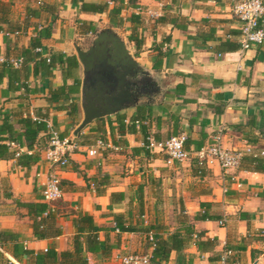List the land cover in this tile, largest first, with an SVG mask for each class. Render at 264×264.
<instances>
[{"label":"crops","instance_id":"crops-1","mask_svg":"<svg viewBox=\"0 0 264 264\" xmlns=\"http://www.w3.org/2000/svg\"><path fill=\"white\" fill-rule=\"evenodd\" d=\"M3 1L11 2V17L19 21L24 18L28 7L47 8L41 10V17L31 18L38 22V28L46 24L52 27L51 35L42 40L43 58L55 52L65 57H77L76 44L81 49H87L96 32L104 28L113 29L130 48L133 58L143 70L136 77L146 74L156 92L150 99L147 95H141L139 90V105L125 107L103 117V120L94 119L77 136L104 133L105 138L119 146V149H106L90 157L86 150L95 141L80 144L70 155L66 167L50 165L44 158V150L38 162L30 167L18 166L15 158L0 159V230L16 233L18 242L35 253L47 249L59 253L73 249L76 230L73 219L79 213L86 212L92 215L98 238L103 242L100 249H107L106 255L102 250L95 254L87 253L88 264H121V257L125 254L151 253L150 245H146L148 231L144 228L151 224H162L155 209L159 204L176 209L182 206L193 217L201 209V202L210 203V212L220 214L221 219L193 220V224L203 238H218L216 251L220 255L231 231L242 241L252 232L264 229V199L260 196L264 192V172L241 168L232 170L240 187L222 175L218 166L207 168L204 175L197 176L194 174L193 161L166 165L165 155L161 152L150 151L149 156H146L140 150L142 142L139 136L119 131L116 122L117 114H125L127 122L133 113H126L125 110H136L144 104L152 109L151 132L158 139L175 132H184L188 135L186 147L191 151L196 149L199 142L202 145L208 143L221 125L225 129L223 143L226 147L243 148L246 142L257 146L263 144L260 135L264 130V43L247 50L239 47L235 50L219 48L221 40L238 43L240 23L232 10L235 0H135L143 9L160 5L161 16L165 17L158 21V17L142 14L138 32L144 42L138 54H135L133 42H128L120 30V27L125 29L128 39L132 27L128 16L136 13L134 6L127 5L128 0H123L120 13L122 22H112L114 26L101 29L95 24L94 17L103 16L110 20L108 12L112 8V1L108 4L107 12L103 13L82 12L78 0ZM77 19L91 21L97 26V31L94 34H80ZM34 33L35 30L29 28L25 35L16 39V45L26 47ZM88 36L89 41L83 45L80 40ZM3 52V34L0 32V53ZM77 60L79 66L76 73L81 84L79 92L73 97L78 104L76 115L69 116L61 108L63 102L60 100L49 99L50 89H56L63 83L62 68L65 64L62 68L59 65L53 67L50 73H34L33 62L29 63L28 73L25 76L23 70L21 78L27 92L23 86L15 91L9 90L7 78L4 77L0 84V108L4 112L43 117L48 130L40 134L41 142L45 141L47 135L50 137L54 133L60 137L75 136L74 131L83 119V66L78 57ZM133 78L130 79L133 81ZM66 82L71 83L72 80ZM219 104H224L221 106L223 110L216 114L212 107ZM253 117L257 128L250 129L248 124ZM97 122L99 126L94 125ZM139 161L146 163L147 167L139 165ZM50 172L59 177L63 196L47 203L42 198V189ZM104 175L107 176V182L99 187L105 191L98 194L91 180ZM150 176L161 178L159 198L152 192ZM140 184L143 185L141 192ZM35 202H44L51 208L55 224L61 229L59 235L47 238L34 236L29 209L24 204ZM239 212L248 213V218H239ZM117 215L141 230L117 231ZM219 220L224 221L222 225ZM232 222L236 223L233 229L229 228ZM175 227H171L169 232ZM254 242V245L243 243L246 245L245 250H232L235 259L227 264L250 261L252 249L257 250L259 247L256 240ZM11 245L7 243L4 246L6 251L0 248L10 261L15 264H34L33 255H23L22 263L18 262L9 252ZM185 251L192 256L193 264H211L209 254L200 253L193 242ZM242 254L244 259H239ZM175 258L176 253L173 251L170 260L160 264H176Z\"/></svg>","mask_w":264,"mask_h":264},{"label":"trees","instance_id":"trees-1","mask_svg":"<svg viewBox=\"0 0 264 264\" xmlns=\"http://www.w3.org/2000/svg\"><path fill=\"white\" fill-rule=\"evenodd\" d=\"M80 2V10L82 12L90 13H103L108 10V1H112V8L108 12V16L112 22L121 23L123 18L120 13L122 10L123 0H97L95 2H89L85 0H78ZM127 5L137 6L135 0H128ZM47 10L46 7L40 6L39 8L28 7L24 18L19 20H13L11 17V2L0 0V32L3 34L4 52L3 55L6 58L5 61L0 63V84L3 78H7V88L9 90H17L20 86H23L24 91L27 92L26 84L21 80L22 71L24 75L28 73V64L33 62V72L44 71L50 73L52 68L59 65L62 68L63 83L56 89H50L49 99L60 100L63 102L61 108L65 109L69 116H74L78 112V104L74 95L79 92L81 80L76 73L79 66L77 57L64 56L62 53L55 52L51 54L47 61L43 58L41 53L35 51L36 47L42 46V40L48 38L52 33V27L50 24L42 25L38 28V22L32 21L31 18L41 17V10ZM165 17L160 16L158 21L164 20ZM128 20L131 22V33L128 36V40L133 42L135 48V54L141 49L143 44V38L139 35L138 27L142 23V14L131 13L128 16ZM78 30L80 34H87L91 32L94 34L97 31V26L91 21L85 19H77ZM29 28L35 30L34 35L30 36L28 45L26 47H18L15 43L18 37L25 35ZM14 39H13V37ZM239 47L238 43L234 41L221 40L219 48L223 50H235ZM160 53V52H159ZM21 56L23 61L21 67L15 68L9 62L11 57ZM156 67V66H155ZM159 67L157 66V69ZM71 79V83L66 81ZM20 84V85H19ZM224 104L213 106V112L216 114L222 113V107ZM152 109L150 106L141 105L138 106L129 119L126 120V115L119 113L116 115L117 129L119 131L136 134L139 137L140 142L144 145L140 150L144 151L146 156H149L150 150L145 147L148 142V137L158 139L155 133L151 132L150 119ZM249 121L248 127L257 128L254 117ZM99 120H103L100 118ZM47 121L43 117H32L30 114L23 115L22 112L12 113L4 112L0 108V159L15 158L16 164L21 167H30L38 162L40 159L41 151L47 146L49 136L45 137V141H40V134L47 132ZM112 130V128H111ZM99 131V130H98ZM261 131L260 138L263 141L264 138ZM174 134H179L175 132ZM173 134V135H174ZM89 135L81 134L80 137H76V141L79 144H91L94 141H88ZM263 145L257 146L264 148ZM202 146V142L196 144V149ZM24 148V150H22ZM239 168L244 170L264 172V157H253L245 155L242 157ZM194 174L202 176L205 174L206 167L196 160L193 163ZM151 189L155 197L159 198L161 193V178L150 176ZM107 182V176L104 175L97 179L93 177L91 184H93L95 191L98 194H103L104 189L99 186L104 185ZM61 183V181H60ZM140 192L143 185L140 184ZM260 196L264 199V192L260 193ZM25 206L29 209V215L31 218V227L33 234L38 238H47L51 236H57L61 233V229L55 224V217L51 211V208L44 202L25 203ZM201 209L190 217L184 210L176 216V227L164 234L165 226L162 224L149 225L144 228L145 231H153L155 245L151 251V263L160 264L170 260L171 253H176V264H193L192 256L185 250L188 245L193 242L200 253H208V259L211 264H219L220 253L216 251V247L219 245L217 237L203 238L202 233L196 231L194 228L193 220H218L221 219V215L218 213L210 212V203L201 202ZM142 208V207H141ZM239 218H248V213L239 212ZM122 217V216H121ZM120 216H116V226L120 231H137L141 230L136 225L127 223ZM75 226V234L73 236V249L64 250L59 253L52 249L46 251L34 252L31 249H26L21 243L18 242L17 234L9 230H0V248L6 251L7 243H12L9 249L10 254L20 263L23 255L34 256V264H88L87 253H99L101 250L106 255V248L100 249L103 243L98 238V230L93 224L92 215L81 212L73 219ZM264 231V229H261ZM256 241H264V235L255 237ZM5 248V249H4ZM225 249L231 250H245L246 245L242 241L234 243L230 236L227 237ZM252 257L256 258L255 249H252ZM260 253V251H259ZM232 256V255H231ZM229 259V258H228ZM228 263V260H227ZM0 264H15L10 261L4 252L0 250Z\"/></svg>","mask_w":264,"mask_h":264},{"label":"built area","instance_id":"built-area-1","mask_svg":"<svg viewBox=\"0 0 264 264\" xmlns=\"http://www.w3.org/2000/svg\"><path fill=\"white\" fill-rule=\"evenodd\" d=\"M127 1V0H126ZM125 1V2H126ZM108 3H112L108 1ZM135 11L138 14H146L152 18H157L162 15V8L159 5L157 8L143 9L140 5L135 6ZM233 13L240 23L238 44L241 50L250 49L253 46L264 43V0H235L232 6ZM35 51L42 52V47H36ZM49 61L48 56L46 57ZM3 53H0V63L5 61ZM22 57H11L9 62L13 67L19 68L22 64ZM224 126H219L210 141L198 149L191 151L186 147L188 135L184 132L170 135L164 139H155L153 136L148 137V142L145 147L153 152H161L165 155V164L172 165L181 163L193 155L199 164L206 168L218 166L222 175L228 177L231 182L241 184L236 177L231 173L232 170L238 169L243 156L250 155L253 157H264V148L257 147L254 144L246 142L243 148H229L223 143ZM142 145H144L142 143ZM80 144L76 141L75 136L60 137L57 134H52L44 149V158L50 164L58 167H66L69 163L70 155L79 148ZM106 149H119L110 140L96 139L94 144L87 148V155L94 157ZM93 185V184H92ZM226 191V189H225ZM63 196L60 179L56 173L50 172L47 175L46 181L43 184L42 198L47 203H52L59 200ZM223 220H219L222 225ZM117 231L119 229L117 228ZM147 239L150 248L155 245L154 232H147ZM232 255L231 249H224L220 256L219 264H227L228 258ZM121 264H151V253L132 252L121 257Z\"/></svg>","mask_w":264,"mask_h":264},{"label":"water","instance_id":"water-1","mask_svg":"<svg viewBox=\"0 0 264 264\" xmlns=\"http://www.w3.org/2000/svg\"><path fill=\"white\" fill-rule=\"evenodd\" d=\"M75 49L83 66V119L74 131L77 137L94 119L140 104L139 89L133 87L135 82L130 78L143 70L121 36L111 28L96 32L87 49L77 44Z\"/></svg>","mask_w":264,"mask_h":264},{"label":"rangeland","instance_id":"rangeland-1","mask_svg":"<svg viewBox=\"0 0 264 264\" xmlns=\"http://www.w3.org/2000/svg\"><path fill=\"white\" fill-rule=\"evenodd\" d=\"M94 22L95 24L98 26L99 29L101 28H104V27H107V26H114V23H112V21L106 19L105 17H100V16H95L94 17ZM120 30L121 32H123V34L125 35V39L128 41L127 39V34L125 33V29H123V27H120ZM92 35V34H91ZM90 35V36H91ZM90 36L86 37L85 39H81L80 41L82 42L83 45H85L88 41H89V38ZM129 42V41H128ZM139 77V76H138ZM149 82H151L149 80ZM135 108H128L125 110L126 113H134V110ZM100 123H94L95 126H99ZM90 136V138L88 139V141H96V139H103V140H107L105 138V134L102 133V134H88ZM263 145V144H262ZM264 146V145H263ZM186 161H193L195 162L196 161V158L191 155ZM185 161V162H186ZM139 165L143 166L144 168H146V163H142L141 161H139ZM202 165V164H201ZM203 166V165H202ZM207 169V168H206ZM179 209H176L175 208H171L169 206H163L161 204L157 205L155 207L156 209V212L159 214V217L162 219V225L165 226V231L164 233L166 234L167 232H169L170 228L171 227H175L177 225V222H176V216L177 214L181 211L182 206L178 207ZM150 215V214H148ZM138 219V217H137ZM150 224V223H149ZM236 223L235 222H232L230 225H229V228L233 229V226L235 225ZM229 233H230V230H229ZM261 235H264V231L262 230H256L255 232H252L251 235L247 236L246 238H242V243H250L251 245H254L255 242L253 243V240L255 237H260ZM230 238L232 241H237V242H240L239 238L238 237H235V235L233 234V232L231 231V234H230ZM149 244V241L147 240L146 241V245ZM256 244L259 245L258 249L256 250V258L255 259H252L251 257V260L250 261H247L245 260L243 264H254V260H258L256 264H264V241H256ZM259 251H263L262 254L259 255ZM244 254H242V256L239 257V259H244ZM235 259L234 255L231 256L229 259H228V262H232L233 260Z\"/></svg>","mask_w":264,"mask_h":264},{"label":"flooded vegetation","instance_id":"flooded-vegetation-1","mask_svg":"<svg viewBox=\"0 0 264 264\" xmlns=\"http://www.w3.org/2000/svg\"><path fill=\"white\" fill-rule=\"evenodd\" d=\"M133 81L135 82L133 87L138 88L141 92V95H147L148 97H150V99L154 97L156 88H154L153 85L149 84V79L147 78L146 74L133 78Z\"/></svg>","mask_w":264,"mask_h":264}]
</instances>
